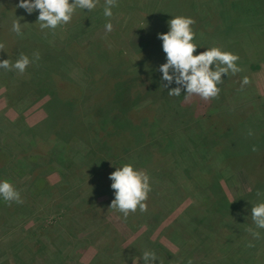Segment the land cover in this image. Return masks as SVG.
<instances>
[{
	"label": "trees",
	"instance_id": "16d2710c",
	"mask_svg": "<svg viewBox=\"0 0 264 264\" xmlns=\"http://www.w3.org/2000/svg\"><path fill=\"white\" fill-rule=\"evenodd\" d=\"M0 1L1 5L5 2L3 7L0 5V42L5 44L3 51L5 55L0 60L9 59L15 63L20 53L32 57L26 53L24 45L19 52H16L15 37L6 36V34L11 35L10 31L14 20L20 19L21 24L22 21L24 23L28 21V25L25 23L23 27L34 33V40L39 43L38 51H36L39 52L40 58L30 64L24 74L30 75L31 83L40 90L41 94L47 96L48 90L43 86L44 78L45 76L50 78L53 71L59 74L60 65L56 64L55 58H60L66 54V51L68 52L66 47L76 39L77 32L73 31L66 36L63 34V38L58 41L59 44H52L50 38H47L48 30L44 29V32L40 28L34 30L32 27L33 25L36 27V24L39 23L37 21L38 10L28 14L25 9L17 7L19 0ZM103 3L104 0H99L98 7L90 12L86 13L82 10L76 12L77 16L83 14L82 18L74 22L80 28L76 40L78 42V38L81 39V43H77V45L84 49V57L89 58L87 68L90 70L86 71L84 64L80 66L83 70H80L79 73L85 77L86 82L56 80L60 87V91H58L61 96L60 101L57 103L55 96H52L51 101H55L52 103L53 105L46 103L42 108L46 107V110L56 113L57 118L52 117V122L53 119H57V123L51 125V132L48 127H43V124L38 125L39 120H35L32 125H27L26 120L29 114H37L41 109L25 113L24 108L29 107L31 97L27 99L26 92H19L25 87L20 82L13 84L15 89L13 88L12 92L17 100L21 98L20 102L22 103L18 108L16 102H9L7 108L0 111V131L2 132L0 134V180L7 179L12 182L11 178H14L16 179L14 186L22 193L26 191L28 193L31 189H35L38 180L42 183V179L39 178H41V174L44 178L46 173L43 172L46 169H51L56 164H62L75 170V172L67 174L68 179H71L64 183L66 186L61 187L59 193L62 194L68 188H79L88 176H94L89 181L92 185L93 180L97 177L109 176L110 173L106 171V166H111L113 172L117 167L131 162L136 168L146 170L150 175L152 191L149 195L155 198L154 202L158 203L159 200L162 205L161 207L156 205L154 212L158 211L164 220V226L157 231L156 215H145L142 221L137 218L140 211H136V219L131 225L133 240L136 241L135 244L139 243L145 249L137 251L133 255L136 264H143L141 258L146 250L154 251L157 254L159 259L155 261V264H187L189 259L193 264H250V261L252 264H264V229H257L251 218L252 206L257 202H262L258 199L259 192L264 194V164L260 170L255 171L256 174L253 172V175L249 177L253 182V189L250 192L238 194L237 187L231 186L229 182L234 170L239 167L246 170L249 168L244 165V161L246 163L250 161L251 164H253L252 158L264 161V95L258 94L254 89L249 91L247 85L241 89L239 82L244 76L249 75L247 73L250 72L251 67H255L258 61L264 60V0H199V3L196 0H137L129 11L124 10L123 6L118 4L112 9L113 19L116 14L118 22L116 24L113 22V30L108 33L105 28L100 32L102 26H105V21L102 20ZM11 12L12 14H10ZM135 12V19H139L140 22L137 23L134 34L142 35L149 41L153 40V43L157 40L156 34L169 31L167 22L173 16L193 17L196 21L192 26L196 33L195 43L199 45L194 54L206 50L209 43L214 45L219 40L230 41L227 43V48H229L232 45L231 40L235 36L239 35L243 41L251 36L253 43L247 46V50L245 49L247 54L244 57L239 56L240 59L237 62L238 66L243 69L240 72L243 77L240 80L239 76L233 77L226 87L218 85L221 88L219 97L211 99V101L208 100L209 103L205 109H194L191 111L192 113L186 104L188 102L184 93L176 102L177 105L173 106L175 100L169 101L162 94L159 95V89L154 86H152V90L145 92L142 90V93H136L135 98L130 100L131 80L123 76L126 66L124 64H127L128 61L124 57L122 58L120 53V51L124 53V49L110 52V49L109 51L107 48L103 49L102 45L96 46L95 40L103 34H107L111 39L110 33H115V29L120 28L126 20H132V14ZM138 12H142V14ZM73 18L75 20V17ZM82 20L86 25L81 23ZM100 22L101 24H99ZM154 24L158 26L155 31ZM89 29L92 35L98 34V36L86 39ZM158 29L161 32L157 31ZM2 30L7 33L5 34ZM149 44L145 46L142 43L143 47L132 46L126 49L125 53L132 56L130 54L133 52L132 50L138 48L135 54L137 60L141 59V64L138 61H135L136 64L132 63V66L127 64L130 65L129 70L144 64L147 68L143 73H147L148 65L157 61L146 55ZM143 50H145L144 54H142ZM229 51L236 53L233 49ZM130 56L128 57L130 58ZM254 59L257 61L253 63ZM111 61L117 62L112 63ZM251 61L252 64H250ZM111 67H113L112 70H110ZM35 68L44 72V75L36 74ZM95 72L108 76L106 78L109 80L106 81L105 87H101V85L97 88L92 87L93 81L88 77ZM0 73L8 78L19 72L0 69ZM230 75L233 74L229 73L225 79ZM228 80H223V82L228 83ZM64 88H68V91L64 92ZM24 93L25 95L22 97ZM145 93L149 97L150 117L137 122L131 121L127 115L131 108L130 104L142 101L146 96ZM211 102L213 105H210ZM180 110H184L182 117H180ZM184 116L185 118H183ZM220 118L223 120L234 118L228 123L230 130L224 132L220 129ZM163 122L167 124L164 127L161 125ZM200 124L210 130L211 135L206 129H202V133H200L198 128H195ZM6 125L10 128L8 129ZM174 125H178L177 128ZM249 131L252 135H249ZM20 133L27 138L22 137ZM18 135L20 139L29 141L26 145V150L29 152L13 154ZM251 137L253 140L250 139ZM37 144H40L41 147L36 146ZM31 145H35V148H32ZM253 146L256 147V151L250 150L253 149ZM149 148L161 150L160 152L165 155L158 156L159 161L153 163L154 157L148 151ZM224 148L232 149L224 152ZM247 154H251L252 157L245 160L244 156ZM17 156L24 162H27L28 159L29 177L27 180L30 179V182L27 187H21V189L20 184L16 183L20 176H16V174L13 176V167L18 160L15 164L13 161ZM223 157L227 159L225 163H222ZM161 164L163 168L160 170L158 166L160 167ZM84 168L89 169V172H92L91 175L81 177ZM6 174H10L11 178H7ZM175 178H178L179 181L176 182ZM222 180L231 187L232 200L221 189ZM188 183L195 198L189 199L191 204L188 209L183 213L179 212L176 216L177 210L175 208L171 210L175 202L170 200L168 206L164 199L168 200L167 197H173L177 208L188 199ZM23 184L21 182V185ZM160 188L168 191L166 195L164 194V198L159 195ZM51 190L53 193L56 192L55 187H52ZM31 193L35 194V191ZM197 202L203 204V211L197 212L194 209L192 203L197 204ZM146 203L149 208L150 202L147 200ZM91 204L89 203V205ZM14 205L17 211L28 206L22 204L19 208L20 204L0 200V244L4 252L25 246L20 241L6 240L11 231L10 224L19 218L10 213V208ZM170 214L174 217L171 221H167V218L164 219ZM40 228L41 225L39 230ZM249 228L259 231L260 238L253 240L248 231ZM31 231L27 224L19 226V232L24 240H27L25 237H28ZM222 231H224V238L219 237L218 234H221ZM191 238L194 240L186 243ZM81 239L84 240L83 242H90L89 240L85 241L86 237ZM164 239L172 242L173 245L177 244L176 247L179 248L177 254L182 253L181 255H183L186 252V257L184 255L183 258L178 259V256L174 258L172 250L165 246ZM78 241L82 243L80 239ZM249 241L255 246L247 247ZM35 243L36 250L34 252H38L42 245L46 246L44 240L42 242L35 240ZM213 245H217V248L213 249ZM33 248L34 246L29 249L33 250ZM53 251L55 252L53 262L58 264V256L63 248L59 247V251H57V248L53 247ZM66 252L73 256L68 249ZM94 255L99 260V264L108 263L106 259H103L104 257H100L96 253ZM6 260L10 261V256L1 260L0 264L2 262L7 264ZM80 263L79 260H70L67 264Z\"/></svg>",
	"mask_w": 264,
	"mask_h": 264
},
{
	"label": "rangeland",
	"instance_id": "374dc122",
	"mask_svg": "<svg viewBox=\"0 0 264 264\" xmlns=\"http://www.w3.org/2000/svg\"><path fill=\"white\" fill-rule=\"evenodd\" d=\"M136 1L137 0H119L118 4L120 6H123L124 10L129 11L132 8L134 2ZM196 2L199 3V0H196ZM4 5H5V2L1 5V7H3ZM10 6L13 7V5H10ZM97 7H98V4H97ZM116 10H119V8H116ZM87 11L88 10L85 9L83 12L87 13ZM12 12L10 14H12ZM37 13L39 14V12ZM138 13L142 14V12H138ZM82 15L83 14L79 16L78 14L77 16V13H75L73 16L75 17V20L74 18H72L73 21H71L69 24L60 26L54 31L50 29H46L48 30V35H49L47 38H50L52 44H59L58 41H60L63 38L62 36L63 34H65L66 36L67 34L72 33L73 31H76L77 37H78L80 28L77 27L75 25L76 23L74 22L82 18ZM135 15H136V12L132 14V20L131 19L126 20V22L123 23L120 28L115 29V33L113 32L110 33L111 39L109 38L107 34H103V36H98V34L95 35V36H98V38L95 40L96 46L102 45L103 49L107 48L108 51L110 49V52H116V51H120L121 49H124V53L120 51L121 57L122 58L124 57L125 60L128 61L127 64H130L132 66V63H135V61L136 62L138 61V63L141 64V61H140L141 59L137 60V55L135 54L138 48H134V50H132L133 52L130 53L132 54V56L125 53L126 49L132 46L143 47L142 43H144L145 46L150 43L147 46L149 49L146 51V55L149 56L150 58H155L157 61H154V63H150L148 65L149 71L147 73H143L145 72L144 70H146L147 68L144 66V64L141 67H139L138 65L132 70H129L130 65L124 64L126 66H125V72L123 73V76L131 80V89H130L129 99L131 100V98H135L136 93L140 94L143 92L142 90H144V92L147 90H152L153 89L152 86H154L156 89L157 88L159 89L158 91L159 95L162 94V96L163 97L165 96L169 101L175 100V103L173 106H176L177 105L176 102L180 100V96L179 97L169 96L167 95V93L171 87H176L177 85L173 83L168 88H163L162 84L166 82L161 80L162 73L158 70L159 65L162 64V61H164V63L166 62V54L163 52V49H162V40L158 38L157 34L155 37L157 38V40L154 43H153V40L149 41V39L143 37L142 35H135L134 32L137 29L136 28V26L138 25L137 23L140 22L139 19L137 18L135 19L136 17ZM114 18L115 19L112 18L111 22L112 23L114 22L116 24L118 22V20L116 19V14ZM102 20H104L106 24L109 18L103 15ZM25 23H27L28 25V21ZM25 23L24 21H22V24H24V26H25ZM81 23L84 24L85 21L82 20ZM96 24L97 23H95V25ZM99 24H101V22ZM154 25H155L154 26L155 27L154 31H155L158 26L157 24H154ZM32 27L34 28V30L35 28L37 30L40 28L39 23L36 24V27L34 25ZM102 27L103 28L100 30V32H102L105 28V26H102ZM22 31L24 33L23 37L17 36L12 30L10 31L11 35L6 34L7 33L6 31L5 32L3 31V32L6 34V36L15 37L16 52H19V50L24 45L26 47V53L33 55L34 52L38 51L37 48L39 46V43L38 41L34 40L35 35L32 32V30L23 27ZM42 31L45 32V30H42ZM157 31L161 32V30L159 29ZM95 36L91 34V30L89 29V33L86 39L93 38ZM76 39L73 40L72 43L66 47L68 52L66 51V54L64 56L60 58H55L56 64L60 65L59 74H57L56 71H53L52 76L50 78H46L45 76L46 79L44 78L43 86L48 90L47 96H44L43 94H41L40 90L37 89V87L31 83L30 75H25L24 73H16V75L12 77L9 76L7 78L6 75L0 73V111L2 109H6L9 102L10 103L16 102L17 107L20 108V104L22 103L20 102L21 98L17 100L14 95V92H12V89L13 88L15 89V86L13 84H15V82H20L21 85H24L25 87L19 92L21 93L26 92L27 99L31 97V101L29 102V107L24 108V112L30 113V112H34L36 110L41 109L37 114L36 113L29 114L28 119L26 120L27 125H32L35 120H39L37 124L38 123H39L38 125L43 124V127H48L50 131L51 125L52 124L56 125L57 123V119H53V122H52V117L57 118L56 113L46 110V107L45 109H42V108L44 107L46 103L48 105H53L52 103L55 101H51L52 96H55L56 102L59 103L60 101L59 99L61 98V96L58 91H60V87L58 83L56 82V80L57 79L59 81L75 80V81L86 82V80L84 79L85 77H83L79 73L80 70H83V68H81L80 66H83L84 64V69L86 68V71L90 70L87 68V65L89 63V58L84 57V54H83L84 49L80 48V46L77 45V43H81V39L79 40L78 38V42ZM229 42L230 41L226 42L225 40L224 41L219 40L214 45L209 43L207 45V48L213 47V46H221L225 50L233 49L234 51H236V54L244 57L245 54H247L245 53L247 50V46H250V44L253 43V39L251 38V36H249L248 38H245L243 41L241 37L237 35L231 40L232 45L229 48H227V45H228L227 43ZM144 52L145 50H143L142 54H144ZM3 55H5V53H3V51H0V58H2ZM128 56H130V58ZM255 61L257 60L254 59L253 63ZM116 62L117 61L112 62V63H116ZM250 64H252V61L250 62ZM104 65L106 66V64ZM46 66H49V65H46ZM113 67H111L110 70H112ZM34 71L39 76L44 75V72H41V70L39 71L38 68H35ZM250 72L247 73V75L249 74L248 77L251 80V83L247 85L248 90L250 91L254 89L258 94L264 95V60L258 61L255 67H251ZM226 75L227 74H225L222 78L225 81L229 79L228 83L223 82L221 84V85H225V87L229 85V82L230 80L233 79V77L239 76V80L240 78L243 77V75H241L240 72L232 76L230 75L227 79H225ZM106 77H108L106 74L102 75V73L100 74L99 72L97 73L95 72L93 75L90 74L88 79H91L93 81L91 84L92 87L97 88L100 85L101 87L106 86L109 80ZM9 78H10V82H9ZM99 82L100 84H98ZM113 85L115 86V82ZM24 89H26V91H24ZM65 91H68V88H64V92ZM183 93L185 94L184 90H182L181 94ZM24 95L25 93L22 95V97ZM145 95L146 96L142 101L140 100L139 102H134L133 104H130L131 108L127 112V115L131 121L137 122L142 119H148L150 117L151 110L148 107L149 97L147 93H145ZM200 100L201 98L199 96H197L196 98L187 99L188 103L186 104L190 108L189 110L190 113H192L191 111L194 109H199V108L205 109L206 108L205 106L209 102L205 100H201L202 102L200 104L199 103ZM210 105H213L212 102ZM183 112L184 110H180V117L183 116L182 114ZM187 113L188 111L186 112V114ZM17 114H18V111H17ZM183 118H185V116ZM213 118H216V117L213 116ZM220 119H221L220 125H219L220 129L224 132H226L227 130H230V126H228V123L230 120H233L234 118H228L224 120L223 118H220ZM211 120L214 121V119L212 118ZM161 125L162 127H164L167 124L163 122ZM177 126L178 125H174V127L176 128ZM186 126L189 127L188 125ZM7 128L9 129L10 127L7 126ZM195 128H198L200 133H202V129L207 130V128L202 127L201 124L198 125L197 127L195 126ZM46 130L48 129L46 128ZM207 132L211 135L210 130H207ZM0 134H2L1 131H0ZM20 134L22 137H24L22 133ZM24 138H27V136ZM171 139H172V136H171ZM250 139L253 140V137H251ZM12 141L15 142L14 140ZM16 142L17 143H15L14 145L13 154L29 152V150H26V145L29 141L26 142V139H23V138L20 139L18 135V138L16 137ZM31 146L32 148H35V145H31ZM36 146L41 147L40 144H37ZM231 149L232 148H226V149L224 148L223 151L225 152ZM250 150H252V148ZM148 151H150L151 154H153V157H154L153 163H157L159 161L158 156L165 155V153L160 152L161 150H158V149L155 150V148H149ZM244 157H245V160H248L249 158L252 157V155L247 154ZM223 158H221L223 159L222 163H225L227 159L225 157ZM251 160L253 164H251L250 161H248L247 163L244 161V165L249 167L247 170L245 168L243 169L239 167L240 169L238 168L234 170L232 179L229 178V182L231 186H234L235 188L237 187L238 194L241 192L243 193L250 192L253 189V182L251 181L249 177L253 175V172L255 173V171L260 170L262 165L264 164V161L257 160L256 158H252ZM16 161L17 163L15 164ZM13 164H15L13 167V170H14L13 176H15V174L16 176H20L19 177L20 179L16 183L20 184V189L21 187H27L28 183L30 182V179L27 180L29 177L28 159H27V162H24L23 159L18 158L17 156L16 158H14ZM158 168L161 170L163 168L162 164L160 165V167L158 166ZM72 169L73 168H68V166L66 167L65 165H62V164H56L52 166L51 169H46L45 172H43V173H46V175H44V178L41 174L40 176L41 178L39 179H42V183L38 180L36 182L35 189H31L30 192L28 193L27 191L25 193H22L20 191L23 203L19 205V208L22 204L28 205V206H26V208H24L23 210H20L22 212L17 211L15 208V205L10 208V213L13 216H16V217L18 216L19 218L17 220H14L10 224L11 231L7 235L8 237L6 240L10 242L20 241L21 243H24L25 246L19 249H10L9 251L4 252L0 244V261L5 260L7 256H10L11 260L10 261L6 260L7 264H54L53 260L55 259V256H54L55 252L53 251V247L57 248V251H59V247H61L63 248V251L59 253L58 264H67L70 260H79L81 262L80 264H99L98 263L99 260L95 258L96 257L94 255L95 253L100 257H104L103 259H106L109 264H133V259L135 260L133 255L135 254V252L145 250L141 244L139 243L135 244L136 241L133 240L134 235L131 230V227H132L131 225L134 222L133 220L136 219L135 216H137V213L135 212L134 214H131V215L129 214L128 217L125 219L123 214L120 213L118 210L109 208L111 201L115 198L114 190L111 188L112 181L109 179V176L107 177L100 176L97 178L95 177L96 179L93 180V185L89 181L94 176H88L86 180H84L81 183V186L79 188L78 187L75 189L68 188L67 190H64L62 194L59 193L61 190V187L66 186L64 183H66L68 180L71 179V178L68 179L69 177L67 176V174H71L72 172H75V170H72ZM105 169L108 173L112 172L111 166L109 167L106 166ZM91 173L92 172H89V169L84 168L83 174H81V177L91 175ZM6 175H7V178H11L10 174H6ZM11 179H13L12 183L14 184L15 182L14 180L16 179L14 178H11ZM175 180L176 182L179 181L178 178H175ZM21 182L22 184L23 183L24 184L21 185ZM221 183H222L221 189L224 190L226 196L230 200H232L233 192L231 190V187H229L227 182L224 183L223 180L221 181ZM187 185H188V189H187L188 199L184 201L183 203H181L177 208H176V201L173 197L169 196L167 197L168 200L164 199L165 202L168 204V206H169L170 200H172L173 203L175 202L171 210L173 208L177 210L176 216L178 215L179 212L183 213L185 212L186 209H188L189 205L191 204L189 203L190 201L189 199L195 198L194 197L195 195L192 193V189L189 183ZM52 187L56 188V192L54 193L52 192L51 190ZM34 191H35V194L31 193ZM167 193L168 191H166L164 188H160V192H159L160 197L164 198L163 197L164 194L166 195ZM1 199L2 198H0V200ZM154 199L155 198L153 196L151 195L148 196L147 200L148 202H150V206L146 212L138 213L137 218H139L138 220H142L145 217V215H149V214L156 215L157 217H155V219L157 220V224L155 225H157L156 230L158 231L160 230L162 226H164V220L160 217L161 214H159L158 211L154 212L155 208L158 205L159 207L162 206L159 200H158V203H156L154 202ZM258 199L264 202V194L262 195L261 191L259 192ZM89 203H92V204L89 205ZM192 205L194 209L197 210V212H201L204 210V206L202 203L197 202V204L192 203ZM162 211L164 212V210ZM132 216L134 218L131 219L130 217ZM166 218H167V221H171L174 217L172 216V214H170L164 217V219ZM21 224H27L30 230H32L31 234L28 237H25L27 240H24V237L19 232V226ZM40 225H41V228L39 230ZM218 234L220 235L219 237L224 238V231L221 232L223 236L220 233ZM83 237H86L85 241L89 240L90 242L89 243L83 242L84 240L81 239ZM78 239H80L82 243H80ZM35 240H39L41 242L42 240H44V243H46V246L42 245V247L40 248L38 252H34L36 250ZM191 240H194V239L191 238L186 243L190 242ZM163 242L165 246H167L170 250H172V252L174 253L173 255L174 258H176L177 256H178V259L183 258L184 255L186 257L187 255L186 252L183 255H181L182 253L179 255L177 254L178 249H179L176 247L177 244L173 245L172 242H169L167 239H164ZM29 246L30 247L34 246L33 250H30ZM212 248L213 249L217 248V245H213ZM67 249L73 256H71L70 254L66 252ZM31 256H32V259H31ZM108 263H104V264H108ZM2 264L4 263L2 262ZM250 264H252L251 261H250Z\"/></svg>",
	"mask_w": 264,
	"mask_h": 264
},
{
	"label": "clouds",
	"instance_id": "9594fccd",
	"mask_svg": "<svg viewBox=\"0 0 264 264\" xmlns=\"http://www.w3.org/2000/svg\"><path fill=\"white\" fill-rule=\"evenodd\" d=\"M99 0H19L17 7L23 8L28 14L34 11L39 12L37 21L41 30H55L60 26L71 22L77 10L89 12L97 7ZM118 6V0H104L103 15L109 18L105 24L106 32L113 30L114 7ZM169 31L158 33L162 40V49L166 54V62L159 65L162 73L161 80L163 88H168L175 83L176 87H171L167 93L169 96L179 97L184 90L185 99L192 96H199L208 101L219 97L221 88L218 85L223 83L224 74H237L243 69L238 66L239 55L232 51L225 50L221 46L206 48L198 54H194L199 46L195 43L196 33L193 25L196 23L191 16L176 15L168 22ZM23 25L20 19L12 22L11 30L19 37H23ZM5 44L0 42V51H4ZM40 58L39 52H34L30 58L24 53H20L15 63L9 59L0 60V68L5 70H16L24 73L27 67ZM241 89L249 85L251 80L244 76L241 80ZM249 135H252L249 131ZM253 151L256 147L253 146ZM109 179L112 181L111 188L114 190V199L110 207L118 210L126 219L130 213L137 210L146 212V203L149 193L152 191L150 175L146 170L136 168L133 163H125L111 172ZM0 198L6 202L23 203L20 191L10 180H0ZM251 218L257 229H264V202H259L251 208ZM253 240L260 238V232L252 228L248 229ZM254 243L248 242L247 247H254ZM143 264H155L158 256L154 251L146 250L142 254ZM133 264H136L133 259ZM187 264H193L189 259Z\"/></svg>",
	"mask_w": 264,
	"mask_h": 264
}]
</instances>
